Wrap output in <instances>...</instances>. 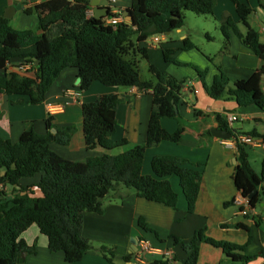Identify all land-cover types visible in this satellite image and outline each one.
<instances>
[{
    "label": "trees",
    "instance_id": "1",
    "mask_svg": "<svg viewBox=\"0 0 264 264\" xmlns=\"http://www.w3.org/2000/svg\"><path fill=\"white\" fill-rule=\"evenodd\" d=\"M233 1L241 23L248 29L242 32L232 16H225L220 23L225 51L229 50L233 31L264 61V42L247 21L254 9L240 0ZM215 5L216 0H133L129 9L133 25L125 22L110 25L105 23V17L89 15L90 0H45L35 5L36 28L26 30L15 29L7 17L0 15V94L27 95L30 104H41L61 72L66 68H76L82 90L100 81L107 86H135L153 97L145 142L119 154L104 152L90 155L83 162L64 158L51 148V144H69L76 126L56 125L51 115L46 119L45 133L36 131L33 121H30L16 142L0 135V187H7V190L0 188V264H17L22 253L36 252L35 245L31 246L21 238L22 233L34 224L48 237L49 249L52 252L63 251L69 262H78L87 252L95 250L104 255L109 264H115L116 253L112 247H95L84 235V213L104 214L106 199L122 200L127 196L123 190L127 189H134L147 200L177 209L179 194L169 180L172 175L180 180L188 212L195 211L202 163H193L175 155H155L151 161L154 175L143 172L148 148L164 140L177 143L183 138L186 125L175 105L181 106L187 82L150 62L148 49L143 43L153 35L167 34L184 27L186 11L213 15ZM33 7H28L25 12L35 13ZM194 46L186 39L182 49ZM163 54L168 62L188 65L172 57L173 49L164 48ZM138 56L149 60V70L156 82L141 76ZM14 59L32 63L35 75L4 74L2 71ZM192 66L213 98L235 99L241 107L254 105L264 109V64L250 78L233 82L218 65L219 73L209 86L206 84V71ZM119 103L118 94L105 93L82 104L83 128L89 150L100 147L111 151L128 144L126 138L111 140L116 132V107ZM163 118L177 119V130H166L162 126ZM217 120L219 128L228 130L235 137L234 130L220 115ZM250 133L256 135L255 131ZM237 151L239 163L235 184L246 198L258 189L249 198L250 206L255 207L264 200V162L262 172L258 174L250 163L245 145L238 143ZM36 177V181H29ZM234 203L235 199H232L225 204ZM138 224L145 231L155 232L142 217ZM233 226L250 229L244 223L224 225ZM171 237L189 253L184 264H198L202 243L222 249L234 262L249 264L254 258V255L246 253L251 237L246 244L239 245L209 236L206 227L197 230L190 242ZM158 263L168 264L163 260Z\"/></svg>",
    "mask_w": 264,
    "mask_h": 264
},
{
    "label": "crops",
    "instance_id": "2",
    "mask_svg": "<svg viewBox=\"0 0 264 264\" xmlns=\"http://www.w3.org/2000/svg\"><path fill=\"white\" fill-rule=\"evenodd\" d=\"M45 0H0V15L7 17L10 24L18 30L35 29L38 24L37 14H28L25 10ZM95 2L93 4L92 2ZM133 0H90L89 15L98 13L107 19L108 13L120 14L128 24L125 11L129 10ZM254 9L247 21L251 28L258 31L264 42V0H240ZM214 18L219 25L225 16H232L242 32L247 27L241 23L233 0H216ZM204 40L212 42L219 39L210 34L208 28H202ZM192 28L184 27L164 34L161 42L156 44L150 37L143 43L148 49L150 62L157 65L176 78L187 82L183 88V102L179 111L186 128L180 142L164 140L146 151L143 172L153 174L151 161L155 155L169 154L189 159L193 163H202V180L195 211L188 212L187 201L176 175L169 176L173 188L179 194L178 208L140 197L134 189L123 190L127 196L120 200L109 198L106 201V212L84 213V235L95 247L107 245L116 253L115 264H138L134 255L139 248V241L145 237L157 246H165L175 251L178 264H184L189 253L181 244H176L171 236L190 242L195 232L206 227V233L217 239L227 240L239 245L251 242L246 253L254 255L249 264H264V200L255 207L246 200L237 203L242 197L235 184V171L238 165L237 146L225 143V139L215 137L211 129L219 128L217 116L226 122L229 114L243 117L242 120L228 123L234 133L252 132L264 136V109L257 106L241 107L235 99H215L203 84L197 70L191 65L206 71V84L213 83L219 73L218 65L231 79H248L264 64L252 49L231 31V43L228 51H223L222 43L218 52H214L203 41L197 42ZM199 30V29H198ZM198 30H196L198 32ZM201 36V35H200ZM199 36V37H200ZM189 39L195 46L182 49L184 41ZM173 49L172 55L177 61L188 65H177L164 58L163 49ZM213 59V60H212ZM4 74L18 72L34 76L35 68L32 63L21 59L10 61L2 71ZM156 82L152 76L150 79ZM264 89V75L262 78ZM105 93H116L120 103L116 107V132L112 141L123 138L128 140L125 146L106 151L100 147L89 150L84 133V116L82 104L94 101ZM29 97L22 94H0V135L16 142L25 131L28 122L39 133L46 132V119L51 115L48 105L61 104V112L51 115L54 123L59 126L75 125L76 130L69 144L52 143L51 148L71 161L83 162L90 155H101L104 152L119 154L145 142L148 124L153 109V97L150 93L141 91L138 87L107 86L95 81L87 90L80 88L78 70L64 69L46 94V100L41 104H30ZM238 125V126H237ZM162 126L169 132L178 128V120L163 118ZM251 165L260 174L264 162V145L259 147L245 146ZM38 178L34 179L36 181ZM11 191V189H9ZM235 199L234 204L225 203ZM142 217L155 232L145 231L138 224ZM244 223L249 231L224 227ZM29 245L36 246V252L26 254L23 262L17 264H109L108 260L98 251L91 250L78 262H69L63 251L52 252L48 246V237L34 224L21 235ZM127 258V259H126ZM157 257H149L146 264H159ZM198 264H241L234 262L220 248L202 243Z\"/></svg>",
    "mask_w": 264,
    "mask_h": 264
},
{
    "label": "built area",
    "instance_id": "3",
    "mask_svg": "<svg viewBox=\"0 0 264 264\" xmlns=\"http://www.w3.org/2000/svg\"><path fill=\"white\" fill-rule=\"evenodd\" d=\"M121 22H124V18L120 14H115L114 16H110L105 19V23L110 25H115ZM163 35L164 34H156L153 35L151 38L154 43L159 44ZM63 108L64 107L61 104L48 105V111L51 115L61 112ZM242 119L243 117H239L235 114H229L227 116V123L230 124ZM225 143L235 146H237V144L239 143L245 146L259 147L264 145V136L254 135L250 132H240L236 133L235 137L232 136L231 139H225ZM0 188L2 190H7V187H4L3 185H1ZM241 200H246L249 202V198L243 196L237 199L236 202L239 203L241 202ZM152 256L157 257L160 261H167L168 264H178L175 251L172 248L165 246H157L145 237L141 238L139 241V248L134 255L135 261L138 264H146L149 260V257Z\"/></svg>",
    "mask_w": 264,
    "mask_h": 264
},
{
    "label": "rangeland",
    "instance_id": "4",
    "mask_svg": "<svg viewBox=\"0 0 264 264\" xmlns=\"http://www.w3.org/2000/svg\"><path fill=\"white\" fill-rule=\"evenodd\" d=\"M203 27L208 28V30L210 31V34L215 35V36L217 35L219 39L212 40V42H209L208 40H204L205 33L202 29ZM184 28L185 29L192 28L193 29L192 33L196 37V41L197 42L203 41L205 44L209 45V47H211L212 50H214V52L215 51L218 52L220 48V43H222V48H223L221 50L225 51V48H224L225 38H224V35L221 29L219 28V25H217L215 21L214 15H197L194 12L186 11V24L184 25ZM196 30H198V32ZM229 49H230V46H229ZM138 65H139V69L141 72V76L144 79H150L153 76V74L149 70V60L148 59L142 56H138ZM36 178H32L29 181H34V179ZM109 198L111 197H108L107 199Z\"/></svg>",
    "mask_w": 264,
    "mask_h": 264
},
{
    "label": "water",
    "instance_id": "5",
    "mask_svg": "<svg viewBox=\"0 0 264 264\" xmlns=\"http://www.w3.org/2000/svg\"><path fill=\"white\" fill-rule=\"evenodd\" d=\"M92 3L95 4L94 1H93ZM33 8H34V12L37 13V12H36V8H35V6H34ZM125 15H126V17L128 18V24H129V25H133V23H134V21H133V17H132V15L129 14V10H126V11H125ZM95 16H96L97 18H100V17L102 16V14H99V13H98V10H97V13L95 14ZM175 108H176V110H179V107H178L177 105H175ZM53 132H56V129H53ZM211 132H212V134H213L215 137H218V138H222V139H231V138H232V133L229 132V131L226 130V129H221V128H215V127H214V128L211 129ZM257 192H258V189L254 190V191L249 195L248 198H252V197L254 196V194H256ZM25 255H26V254H24V253L21 254L20 262H23V261H24V259H25Z\"/></svg>",
    "mask_w": 264,
    "mask_h": 264
}]
</instances>
